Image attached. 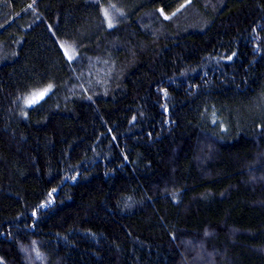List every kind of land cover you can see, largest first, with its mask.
Instances as JSON below:
<instances>
[{
  "label": "trees",
  "instance_id": "16d2710c",
  "mask_svg": "<svg viewBox=\"0 0 264 264\" xmlns=\"http://www.w3.org/2000/svg\"><path fill=\"white\" fill-rule=\"evenodd\" d=\"M0 264H264V0H0Z\"/></svg>",
  "mask_w": 264,
  "mask_h": 264
},
{
  "label": "rangeland",
  "instance_id": "374dc122",
  "mask_svg": "<svg viewBox=\"0 0 264 264\" xmlns=\"http://www.w3.org/2000/svg\"><path fill=\"white\" fill-rule=\"evenodd\" d=\"M68 45H69L68 43L62 42V46H63V49H64L67 57L69 59H73L75 57V55H76V52H75L76 50L73 52L72 46L68 47ZM49 90H50V88H47L45 91H43L42 94H41L42 96L40 98L44 97L49 92ZM29 102H31V100H29Z\"/></svg>",
  "mask_w": 264,
  "mask_h": 264
}]
</instances>
